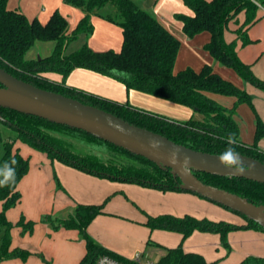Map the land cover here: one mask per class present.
Instances as JSON below:
<instances>
[{
  "label": "trees",
  "instance_id": "1",
  "mask_svg": "<svg viewBox=\"0 0 264 264\" xmlns=\"http://www.w3.org/2000/svg\"><path fill=\"white\" fill-rule=\"evenodd\" d=\"M68 1L81 7L85 12L73 30H70L67 17L59 11H55L46 23H42L37 19H28L20 10L10 9L7 5L8 0H0V66L18 78L38 87L53 90L100 107L132 124L161 133L177 143L185 144L196 150L221 154L227 147L225 139H221V137L226 138L235 133L239 140V145L236 146L238 153L252 156L264 162V151L258 146V141L264 137V121L257 120L255 138L249 144L240 138L239 125L235 117L239 103L252 102L251 94L215 72L211 63L204 64L200 70L187 67L175 71L174 65L181 42L154 12L142 7L135 0ZM183 1L193 11V14L190 15L176 14V17L183 23L184 33L193 37L202 31H208L210 40L206 43L205 48L215 61L234 68L244 80L264 89V80L257 77L251 66L239 57L236 40L227 41L225 37L230 22H236L238 24L237 35L243 39V42L249 41L246 31L257 21L259 7L264 0ZM106 5L114 7V12L108 16L122 27L123 46L121 50L96 51L85 43L70 54H65L66 46L79 33L85 32L88 35L93 33L94 24L91 14ZM240 15L244 16L242 22L239 21ZM37 40H55L56 46L48 56L27 59L26 51ZM76 67H84L113 76L121 80L128 90L137 89L189 106L200 112L203 118L199 120L195 118L175 119L158 112L138 108L128 102L120 103L82 88L68 85L66 78ZM49 73L60 74L62 80L51 79ZM210 93L233 95L236 97V102L234 106L228 107L211 97ZM0 121L16 130V136L5 141V152L0 159V166H3L5 162L16 161L14 165L16 169L15 183L0 187V201L3 205L0 211V233L2 230L5 231L0 237V262L14 256H21L25 259L31 253L29 250L21 248L10 250V229L15 224L6 215L7 210L20 201L21 193L18 190V184L28 173L30 167L29 159L23 156L19 149L14 148L18 139L33 149L46 152L52 158H57L66 164L98 176L155 186L163 190L187 191L178 186L180 180L173 176L169 169H163L143 156L136 155L84 130L6 107H0ZM52 127H66L89 137L100 139L137 158L143 164H134L125 170L115 171L113 169H117L116 167L94 161L88 162L84 158L71 154L60 146L54 135L48 134L42 129ZM147 165L153 166L156 173L149 170ZM194 172L207 184L247 197L256 204H264V183L196 170ZM102 209L103 204H79L75 216L59 219V226L78 228L85 237L87 252L79 264H96L98 257L103 254L128 261V258L114 254L87 232L88 225L102 212ZM244 217L248 220L247 223L238 225L198 218L191 214L183 216L159 214L149 215L146 223L151 228L180 232L183 238L188 237L196 230L218 232L224 239L229 231L238 227H252L264 231V228L258 223ZM34 223L33 220H26L22 215L16 226H21L22 232H32ZM159 260L163 264H216L215 261L207 260L199 252L185 251L181 245L167 247ZM47 264L51 263L47 262ZM239 264H264V256L249 255Z\"/></svg>",
  "mask_w": 264,
  "mask_h": 264
},
{
  "label": "crops",
  "instance_id": "2",
  "mask_svg": "<svg viewBox=\"0 0 264 264\" xmlns=\"http://www.w3.org/2000/svg\"><path fill=\"white\" fill-rule=\"evenodd\" d=\"M135 1L138 2L142 7L154 12L160 21L176 37L179 38L181 45L174 65L175 71H180L187 67L200 70L204 64L211 63L213 64L215 72L251 94L252 102H241L237 106L235 117L239 125L240 138L246 143H252L255 138L257 120L261 119L264 121V89L247 80H244L234 68L215 61L214 57L205 48L206 43L210 40V33L208 31H202L193 37H189L184 33L183 23L176 17V14L184 13L190 15L193 14V11L184 3L183 0H162L160 3H157L156 0ZM182 3H184L185 6ZM162 4H164V6ZM7 5L10 9L20 10L28 17V19H37L42 23H46L55 11H59L61 14L67 17L70 30H73L80 19L85 15V12L81 7L74 5L68 0H8ZM114 10L115 9L113 6L106 5L100 10L92 13L91 20L94 24V28H105L108 32L120 34L121 29L118 25V22L112 20L108 16V14L114 12ZM258 16L259 17L257 21L254 22L246 31L249 41L243 42V39L237 35L236 30L234 38L233 36L227 38L226 34L225 37L227 41L236 40L237 52L241 60L251 66L253 73L257 77L264 80V2H262L259 7ZM243 19L244 16L240 15L239 21L242 22ZM237 27L238 24L236 23V29ZM39 41L43 40H37L28 48L25 53V57L27 59H33L36 54H38L39 57H41L43 54H47L45 56H48L52 53L56 46L55 40H48L50 41L48 47L40 46L39 48ZM90 44L91 45H88L93 49L97 46L94 42H91ZM49 77L54 80H62V76L58 73H49ZM67 79L69 80L68 85L82 88L99 96L106 97L120 103L128 102L138 108H144L145 110L158 112L166 116L172 115L180 117H174L175 119L186 120L189 118H195L199 120L203 118V115L200 112L195 111L189 106L173 102L163 97L151 95L137 89L128 90L121 80L113 76L94 71L92 69L76 67L69 74ZM210 96L228 107L234 106L236 102V97L233 95L210 93ZM172 116L169 117L173 118ZM19 145H15L14 148L20 150ZM26 145L30 147L28 144ZM258 146L262 151H264V137L258 141ZM45 158L47 159L46 163L45 161L43 162L45 163V168L39 170L38 172L39 175H41V180L39 179V183L41 181L40 184H46L45 186L49 189V197L54 192H56V190L55 181L52 180L50 163L48 161L50 158L49 156H43V160ZM54 161L55 159L51 161L53 166L55 163ZM55 166L60 171V173L64 172L67 175L66 178L61 177L63 184L66 186H64V188L69 189L74 194H76L75 189L79 190L80 193L78 198L80 200H85V202H88V204L89 202H101L107 196L112 195L114 192H118L122 189L127 197L129 199L131 197L132 201L137 204V207L143 211L145 210L146 213L154 214V216L158 214H180L176 212L179 211L176 209V207L167 202L159 201V206H155L154 209L149 207L152 203V196H155V198L161 196L165 200L168 198L174 199L177 195L181 196L182 194L178 193L176 190H163L160 188H154V186H146L142 184H140V186L139 183L128 181L119 182L121 180L98 176L76 168L72 165L68 166L66 164L56 163ZM28 173L24 177H26ZM24 177L22 179H24ZM34 186L38 187L39 184H34ZM83 193L87 195H83ZM186 195L191 196L192 194ZM48 197L46 200H48ZM116 199L121 201L119 196L113 197L111 201L107 202L108 208H110L111 205L113 206ZM24 200L25 195H22L21 193V199L18 205L21 204L22 209L16 210L18 205H15L16 208L14 206L8 209L6 213L7 218L15 224L11 230L13 238L11 239L10 250L14 248H21L27 249L30 252H47L46 254L53 258V264H79L87 252V246L86 240L79 237L80 233L77 228L65 227L66 229L63 228L64 230L59 229V231L54 232L48 223L42 224L39 222L40 225L37 224V226H34L32 232H25L23 234L22 227L16 226V223L20 219V212H24L26 214V220H30L31 217L36 216L35 214L39 215L43 211L40 210L38 206H36V202L35 205L29 206V204H24ZM43 201L44 199L42 197L38 198L40 205ZM67 204L69 203L61 204L58 209H65V205ZM1 207L3 208L2 201H0V211L2 210ZM36 209L38 210L36 211ZM113 209L110 210H113L115 214L112 211L110 212H112L114 216L116 215L117 217H120L118 214H125L121 213V211H118L116 207H113ZM127 209L128 213H126V216L128 218H113L114 221L112 220L113 222L106 226V231L101 232L102 234L99 232L96 233L92 230V222H90L88 225L91 234L93 235L91 236L94 239L111 250L114 254L124 258H130L134 253L144 251V247H146L148 244L146 241L148 239L149 233L148 229L141 226L143 221L140 220L141 218L139 217V212L130 207H127ZM46 210L49 211L48 208ZM24 213H21V215ZM102 213H105V211H102L100 214ZM100 214H98L95 218L98 219L99 217H103L99 216ZM246 223L247 222L244 224ZM145 224L147 225V223ZM37 228L40 232H42V235H38L36 233ZM201 232L206 234L208 233L196 230L187 238H183V241L181 242L180 235H176V239L170 243L169 247L182 245L185 251L199 252L203 254L207 260L215 261L216 264H239L245 257L251 255V253L249 255H240L234 258V260H230L229 258L226 262H218L219 259H217L215 252L211 247L204 246V241H199L200 243L198 244L195 242V235L203 236V234H199ZM21 233L23 235H20ZM177 233L181 234L180 232ZM158 244L162 245L160 243ZM254 254L255 253L252 255ZM0 264H18V262H16V260H3L0 262ZM22 264L45 263H41L38 259L32 260V255H28Z\"/></svg>",
  "mask_w": 264,
  "mask_h": 264
},
{
  "label": "rangeland",
  "instance_id": "3",
  "mask_svg": "<svg viewBox=\"0 0 264 264\" xmlns=\"http://www.w3.org/2000/svg\"><path fill=\"white\" fill-rule=\"evenodd\" d=\"M156 2L160 3L162 2V0H156ZM182 4L184 5V3ZM162 5L164 6V4ZM118 25L121 29L120 34L115 33V32H112V33L108 32L105 28H100V27L94 28L93 33L90 35H88L85 32L79 33L76 38L72 39L68 43V45L65 48V54H70L71 52L81 47V45H83L84 43H88L89 45H91L90 44L91 42H94L97 45L94 48V50L96 51H105L108 49L120 51L123 46V30L119 23ZM235 30H236V23L230 22L228 28L226 29V33H225L226 37L228 38V37L233 36L234 38ZM49 43L50 41L48 40L39 41V44H40L39 48L40 46L48 47ZM45 55L43 54L41 57H45ZM38 58L40 57L38 54H36L33 59H38ZM67 78H66V83L68 84L69 80ZM169 116H172V115H168V117ZM172 117L180 118L179 116H172ZM42 129L44 132L54 135L56 139L58 140L60 146L68 150L71 154L79 158L80 157L84 158L88 162L94 161V162H99V163L106 164L112 167H116L117 169H113L115 171H119V169L125 170L129 168L130 165L143 164L141 163L142 161L138 160L135 157L128 155L121 149H118L110 145L109 143H106L100 139L89 137L83 133L73 131L72 129H69L66 127H56V128L52 127L49 129L47 128H42ZM15 136H16V130L13 129L11 126L0 121V159L3 157L4 152H5V141L10 140V138H14ZM15 145L20 146V152L22 153L23 156L27 157L30 162V170L28 171L29 173L26 177H24V179H22L18 187V190L20 191V193H22V195H25L24 204L25 205L29 204V206H33L35 205V202H36V206H38L40 210H43L39 214L40 216L35 214L36 216L31 217L30 220H33L35 222L34 226H37V224L40 225L39 222H41L42 224L48 223V225L52 228L54 232L59 231V229L65 228V227L59 226V219L75 216L76 209L79 204H85V203L88 204V202H85V200H80L78 198L79 197L78 195L80 193L79 190L75 189V192L77 194L76 195L73 192H71L69 189L64 188L65 184H63L61 177L66 178L67 175L64 172L60 173V171L56 168L55 164L56 163L66 164V163L58 160L57 158L50 157L44 151H37L36 149L34 150L28 147L26 143H23V141L19 139L15 142ZM43 156L44 157L49 156L50 158L48 160L50 163V171L52 175V180L55 181V190L57 192V193L54 192L49 197H48L49 189L45 186L46 184H40L41 181L39 183V179L41 180V175H39L38 172L39 170L45 168L44 164L46 163V160H47L46 158L43 160ZM53 159H55L54 166L53 164H51V161ZM44 161L45 163H43ZM66 165L71 166L69 164H66ZM147 166L149 170L156 173V169L153 166L151 165H147ZM124 173H126V171H124ZM119 182H123V181H119ZM34 184H39V186L35 187ZM154 188H157V187L154 186ZM178 193H181L182 195L181 196L177 195L175 196L174 199L168 198L166 200L161 196H158L157 198H155V196H152L151 197L152 203L150 204L149 207L151 209H154L155 206H159L160 202H167L169 204H172V206L176 207V209L179 210L176 212L180 214H175V216L191 214L198 218H208V219H212L216 221L236 223L238 225H242L248 221L240 213L230 208H227L222 204L212 201L204 196H201L197 193H194L191 191H178ZM186 194H192V195L189 196ZM83 195H87V194L83 193ZM116 196H119L121 201H119V199H116L113 206L111 205L110 208H108L107 202L111 201L113 197H116ZM192 196H196V197H192ZM39 197H42L44 199L41 205L38 202ZM47 197H48V200H46ZM63 203H69V204L65 205V209H62V210L58 209L60 205ZM90 203L91 202H89V204ZM91 204H103L102 211H105L106 213V214L99 213L100 214L99 216H103V217L101 218L99 217L98 219L95 218L96 220L94 219L93 221H91L92 230L96 233L97 232L101 233L103 231H106V226L108 224L110 225L111 222L114 221L113 218H119V219L128 218L126 216V213H128L127 207L137 210V212H139L138 213L139 217L141 218L140 220L143 221V224L141 226L148 229V232H149L148 239L146 241V243L148 244L146 245V247H144L145 250L141 251V252H144V256L147 258L158 261L160 257L162 256V254L164 253L165 249L170 246V243H172L174 239H176V235H180V238H181L180 242L183 241V236H181V234L177 232H171L165 229L151 228L150 226H147L145 223L147 222L148 216L149 215L154 216V214L146 213L145 210L143 211L140 208H138L137 204H135L132 201V198L130 197L129 199L122 189L119 190L118 192H114V194L112 195L107 196L101 202H92ZM46 206L49 209V211L46 210L47 209ZM113 207H116L118 211H121V213H125V214H118L120 215L121 218L117 217L116 215L114 216L115 213L113 212L114 210ZM19 209H22L21 204L17 206L16 210H19ZM110 209H113V210H110ZM37 210L38 209H36V211ZM110 211H112L114 214H112V212ZM21 213H24V212H20L19 217L22 216ZM23 215L26 216L25 213ZM12 228L10 229L11 239L13 238V235L11 232ZM88 228H87V232L90 235H92L90 228L89 229ZM4 233L5 231L2 230V232L0 233V237H1V234H4ZM24 233L25 232H23V234ZM36 233L38 235H42V232H40L38 228H37ZM79 233H80L79 237L82 239H85L84 235L82 234L80 230H79ZM23 234L21 233L20 235H23ZM199 234H203V236L200 235L202 236L200 237L199 235H195L196 236L194 239L195 242L198 244L200 243L199 241H204L203 243L204 246L211 247L213 251L215 252L217 259H219L218 262L220 261L226 262L229 258L230 260L232 259L234 260V258H236L237 256L249 255L250 253L251 255L255 253L254 255L264 256V231L261 229H255L252 227H248V228L238 227L234 230L229 231L226 234L225 239L222 237L221 233H218V232H208L207 234L201 232ZM158 243L162 245H159ZM46 253L47 252H31L29 255H32V260L38 259L40 260L41 263L47 264V262H50L51 264H53V258L50 257ZM3 260L5 261L16 260L18 264L24 263V259L21 256H14L11 258H5Z\"/></svg>",
  "mask_w": 264,
  "mask_h": 264
},
{
  "label": "water",
  "instance_id": "4",
  "mask_svg": "<svg viewBox=\"0 0 264 264\" xmlns=\"http://www.w3.org/2000/svg\"><path fill=\"white\" fill-rule=\"evenodd\" d=\"M0 107L39 116L49 121L84 130L105 141L143 156L180 180L179 187L242 213L264 228V204L203 182L196 171L234 176L264 183V162L242 153L246 171L234 174L219 163L220 154L196 150L167 136L132 124L100 107L53 90L38 87L0 66ZM186 158L188 163L186 165Z\"/></svg>",
  "mask_w": 264,
  "mask_h": 264
},
{
  "label": "clouds",
  "instance_id": "5",
  "mask_svg": "<svg viewBox=\"0 0 264 264\" xmlns=\"http://www.w3.org/2000/svg\"><path fill=\"white\" fill-rule=\"evenodd\" d=\"M115 71V70H114ZM225 139L227 147L225 150L218 156L219 163L224 166L226 169H230L234 174H242L246 171L244 162L240 157V154L236 150V146L239 145V140L235 133L228 135ZM188 159L186 158V165ZM16 164L15 160H12L11 163L5 162L3 166H0V187H6L15 183L16 180V169L14 165Z\"/></svg>",
  "mask_w": 264,
  "mask_h": 264
},
{
  "label": "built area",
  "instance_id": "6",
  "mask_svg": "<svg viewBox=\"0 0 264 264\" xmlns=\"http://www.w3.org/2000/svg\"><path fill=\"white\" fill-rule=\"evenodd\" d=\"M96 264H163L160 260L156 261L144 256L143 252H137L128 261L121 260L108 254L100 255Z\"/></svg>",
  "mask_w": 264,
  "mask_h": 264
}]
</instances>
